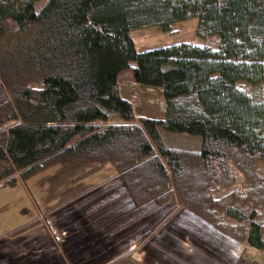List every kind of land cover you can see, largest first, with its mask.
<instances>
[{
	"label": "trees",
	"instance_id": "obj_1",
	"mask_svg": "<svg viewBox=\"0 0 264 264\" xmlns=\"http://www.w3.org/2000/svg\"><path fill=\"white\" fill-rule=\"evenodd\" d=\"M42 1L0 0V184L111 164L135 205L173 203L162 227L187 210L264 255V0ZM191 19L202 46L137 51L133 32ZM132 62L137 84L162 89L163 120L120 96Z\"/></svg>",
	"mask_w": 264,
	"mask_h": 264
},
{
	"label": "rangeland",
	"instance_id": "obj_2",
	"mask_svg": "<svg viewBox=\"0 0 264 264\" xmlns=\"http://www.w3.org/2000/svg\"><path fill=\"white\" fill-rule=\"evenodd\" d=\"M47 1L48 0H43L38 3L36 5V10H39ZM198 25V19H191L189 21L174 24L173 33H165L159 27H152L135 31L132 36L136 49L140 53L182 43L199 45L204 42L197 36ZM136 66L137 64L132 62L129 69L118 75L120 84L119 94L123 99L131 103L137 117H145L157 121L163 120V91L160 88L146 87L137 84L133 76V69ZM240 87L246 89L244 84H240ZM159 132L162 134L163 140L169 146L172 145L177 148L191 151H200L202 148V138L199 136L172 133L161 127H159ZM260 172L264 173V164L260 166ZM0 186L6 185L1 184ZM52 186L60 187L50 192ZM72 186H80V192L76 193V189ZM103 186H119V188H113L112 190L109 188L106 191L102 190L101 195H98L100 188ZM241 188H244V186L242 176L239 175L237 186H232L217 193L216 197H223L234 189ZM115 189H117L116 192ZM42 194L43 197L49 199L51 203L50 206L54 209L48 212L50 216L49 223L51 233L53 232L52 240L54 241L56 239V241L61 243H66L68 236L71 240L70 235L74 233V231L69 227H64L65 223L67 224L66 221L71 217L61 220L59 217L62 216V214H59L57 219L53 218V213H56L57 210L60 209L58 205L65 203L64 206H69L70 201L75 196L73 201L84 197L88 198L92 195H98L91 202V209L86 211V215H89L87 218H89L90 221L87 228H89V231H93L94 228L99 226L97 231L104 236L93 238L92 244L102 245L104 243L108 250L110 245L116 243V245H113L111 248L115 250V254L112 257L113 259L120 255L125 256L128 250H130L131 256L125 259L124 264H141V262L145 264L151 262L158 264L159 261L162 263L166 259L171 260L169 264H227V259H229L232 264H264V255L261 254V252L257 250L251 251L250 248H247L239 241L230 237L221 229H218L205 219L199 218L187 210L182 211L178 215L175 214V219L173 218V221L168 223V225H166V223V227L163 228L162 225H164L172 214L170 212L173 208V203L166 207L157 206L152 202L135 205V202L125 189V185L120 182L116 170L111 164L78 162L69 167L56 166L39 173L26 182L22 179H18L14 187H2V189H0V237L3 235L6 236L5 233L7 231H12L32 221L33 218L35 219V217H37V214L39 215V219L37 220L38 223H44V219L42 220L44 215H42L41 212L39 213V210L48 207L44 205L36 207L34 204V200L39 201ZM121 201L127 202L122 207H119ZM110 208H112V210L106 214L105 217H109L112 212V217H115V221L112 223L111 227H107L105 228L106 230H104L100 227L103 223L101 222L103 218L100 217V215H102L100 212L102 210L108 212ZM86 209H88L87 206L83 207V210ZM47 210H50V208ZM44 212H46V210ZM61 225L63 226L60 228L61 230L57 229ZM126 227L129 228L127 241L124 236L120 238L121 232H126ZM219 234H223L230 241L222 238ZM36 235V238H32ZM45 237L44 228H40L37 232L26 235L25 238H23L25 240V248L20 247L22 248L21 253H26V255L21 258H16L13 254V261L17 259L18 264H42L44 261L39 263V257L42 259L43 254H47V257H49V254L51 256L53 255L50 251L52 244L47 241ZM190 238L191 240H189ZM233 240L235 242L234 244L239 245V248L233 245ZM186 241L189 242L188 247L190 248L191 246L192 250L184 246ZM2 243L3 242H0V256L10 252L8 245L5 247ZM155 243H158L159 247H157ZM66 244L68 245V242ZM209 245L215 248L216 256H225V259L220 260L219 257L210 256L207 251ZM131 247H133V249H131ZM153 247L154 249H152V252H148V248L151 249ZM20 248H16L13 252L18 251ZM101 249H104L105 254V247ZM101 249H96L91 254L87 253L85 255L83 253L84 260H94L96 262L95 264H99L102 261V259H100L102 257L100 255V252H102ZM135 249H137V251ZM228 249L232 250L231 255L227 253ZM66 250V253L73 252L71 245H69ZM238 250L240 255H238ZM36 251H42V253L38 254L39 257L34 254ZM79 251L81 250H78L76 253L73 252V255L79 253ZM22 258L23 261H21ZM35 259L37 261H35ZM79 263H81V261H79Z\"/></svg>",
	"mask_w": 264,
	"mask_h": 264
},
{
	"label": "crops",
	"instance_id": "obj_3",
	"mask_svg": "<svg viewBox=\"0 0 264 264\" xmlns=\"http://www.w3.org/2000/svg\"><path fill=\"white\" fill-rule=\"evenodd\" d=\"M172 32H174L173 26H172ZM203 44L204 43H201V44H199V46H202ZM3 89L4 88L2 86H0V105L5 103L9 99L8 98V93L6 92V90H3ZM5 127H7V126H5ZM1 129H2V127H0V130ZM2 187H6V186H0V189H2ZM59 187L60 186H52L51 189H50V192L52 190H54V189L57 190ZM72 187H74L76 189V193L80 192V189H81L80 186H72ZM120 187H122V186H120ZM109 188L112 190L113 188H119V186H103V187L100 188V192L98 193V195H101V191L102 190L106 191ZM47 190H48V187H47ZM116 191H117V189H115V192ZM98 195H92V196H90L88 198L84 197L82 199L73 201V199H75V197H76L75 196L71 200L73 202L70 201L69 206H67V207L64 206L65 203L59 204L58 208H60V209H58L56 213H53V218L54 219H57L59 217V214H62V216L59 217V218H61V220L66 219L68 217H71L70 219H68L66 221L67 224L65 222H62V223H65L64 227L65 226L69 227L71 230L74 231V233H72L70 235L71 236V240L69 239V236H68V240H67L68 245H67L66 244L67 242L66 243H61V242L56 241V239L54 238L55 239L54 240L55 243H54V241L52 240L53 239L52 238L53 232L51 233V229H50L51 227H50V223H49L50 216H49L48 212L51 211V210H54V209L50 206L51 203H50L49 199L47 197H43V194H42L40 196L39 201L38 200H34V204H35L36 207L37 206L41 207V206L44 205V206H47L48 208H50V210H47L48 208H46V209L45 208H41V210L38 209L39 213L41 212L42 215H44V217L42 218V220L44 219V223H42V224L38 223L37 220L39 219V215L37 214V217H35L36 216L35 215L34 216L35 219L33 218L32 221H29L28 223H26L24 225H21V226L15 228V229H13L12 231H7L5 233L6 236L3 235L2 237H0V242H3L2 244H4L5 247H6V245H8V248H10V252L9 253L1 255L3 257L0 256V263H2V264H18L17 259L15 261H13V257H14L13 254L15 255L16 258H21L22 256L26 255V253H21L22 248H20V247L25 248V246H24L25 245V240L23 238H25L26 235H28V234H30L32 232H37L40 228L41 229L44 228L45 229V234H46L45 238H46L47 241L51 242V244H52V247H51L50 251H51V253H53V255L51 256L49 254V257H47V254H43V258L40 259L38 254L42 253V251H36L34 254H36L39 257V263L44 261L42 264H47V263H52V264H95L96 262L94 260H90V259L84 260L83 253L85 255L87 253L91 254V253L94 252V250L101 249V248L105 247V251H106L105 254H104V249H101L102 252H100V255L102 257L100 259H102V261L99 264H124L125 259H127L128 257L131 256L130 250H128V252L125 254V256H121L120 255V256H117V258L113 259L112 257L115 254V250L111 249V248L113 247V245H116V243L110 245V248L108 250H107L106 245L104 243L102 245L92 244V239L93 238H98V237L104 236L99 231H97L99 226L94 228L93 231L92 230L89 231L88 230L89 228H87L89 226V224H90V221H89V218H87V216H89V215H86L87 214L86 211L91 209V207H92V203L91 202ZM126 202L127 201H125V202L121 201V204H119V207H122L123 205H125ZM86 206L88 207V209L83 210V207H86ZM45 210H46V212H44ZM111 210H112V208H110L108 210V212H105L104 210H102L100 212L102 214V215H100V217L103 218V220L101 221L103 223L101 224L100 227L102 229H104V230H106L105 228H107V227H111L112 223L115 221L114 220L115 217H112L113 216L112 212L110 213L111 215L109 217H105L106 214H108ZM172 221H173V219L168 221V223H170ZM168 223L166 225H168ZM166 225H165V227H166ZM61 227H63V226L61 225L57 229H60ZM128 227H126V232H124V233L121 232V234H120V238H123L122 236H124L126 241L128 240V232H129V230H128L129 228ZM165 227H163V228H165ZM219 235L222 238L228 240V238H226V236H224L223 234H219ZM36 237H37V235L32 237V238H36ZM189 240H191V238ZM228 241H230V240H228ZM190 242H192V241H190ZM126 243H128V242H126ZM234 243L235 242L233 240V245L239 248V245L234 244ZM155 244H156L157 247H159L158 243H155ZM69 245H71V249L73 250V252L76 253L78 250H81V251H79V253H77L75 255H73L74 253L72 251H71L72 253L71 252L70 253H66L67 252L66 249H67V247ZM173 246H174V244H173ZM184 246L186 248L192 250L191 246H190V248L188 247L189 246V242L186 241V243H184ZM16 248H20V249L18 251H16V252H13ZM30 248H32V247H30ZM165 248L168 249L167 247H165ZM131 249H133V247H131ZM152 249H154V247L151 248V249L148 248V252H152ZM250 249H251V251L255 250V249H252V248H250ZM135 250L137 251V249H135ZM207 251H208V254L210 256H212V257L216 256L215 248L213 246L209 245V247L207 248ZM231 252H232L231 249L227 250V253L229 255H231ZM238 255H240L239 250H238ZM252 255H254V254H252ZM216 257L217 258L219 257L220 260H224L225 259V256H221V255H217ZM44 259L47 260V261H45ZM80 259H82V260H80ZM78 260L81 261V263H79ZM227 260H228L227 264H232V262L229 259H227ZM10 261H12V262H10ZM21 261H23V258H22ZM35 261H37V260L35 259ZM169 261H171V260L170 259H168V260L166 259L162 263H161V261H159L158 264H169ZM141 264H145V263L141 262ZM148 264H156V263L151 262V263H148Z\"/></svg>",
	"mask_w": 264,
	"mask_h": 264
}]
</instances>
